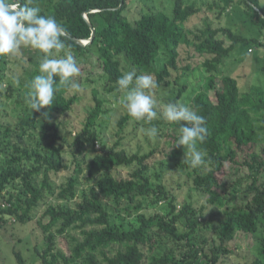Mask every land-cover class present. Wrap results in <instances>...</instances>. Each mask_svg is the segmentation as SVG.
<instances>
[{
	"label": "trees",
	"instance_id": "1",
	"mask_svg": "<svg viewBox=\"0 0 264 264\" xmlns=\"http://www.w3.org/2000/svg\"><path fill=\"white\" fill-rule=\"evenodd\" d=\"M131 1L123 0L119 8L120 0H46L40 14L55 17L67 29L70 39L64 41L66 50L77 61L90 58L94 49L97 69L103 76L101 85L108 93L118 90L116 82L125 72L121 59L129 71L153 75L158 85L155 89H159L172 84V72L188 73L193 69L190 65L177 66L180 47H188L204 58L202 67L208 76L191 101L193 110L206 121L208 134L197 145L206 153V164L193 169L181 161L188 149L175 143L178 129L185 122H170L168 157L182 172L186 171L193 188L203 194L208 205L223 211L219 246L207 254L203 252L207 240L199 242L196 238L202 208L177 205L163 184L150 182L148 171L155 149L129 154L118 143L110 148H93L97 135L92 130L103 103L96 92L94 106L72 144H66L55 117L68 112L77 98L67 97L71 89L59 85L58 77L52 105L39 112L28 107V85L39 74L42 54L21 47L16 55L0 56V86L6 84L5 92H0V109L3 101H9L16 110L14 125L1 119L0 110V229L6 217L14 223H25L33 219L32 212L40 204L44 205L37 219L44 246L35 249L41 264H218L221 255L232 251L227 243L235 233L253 235L264 227V85L241 93L234 77L214 75L238 44L264 48V42L246 38L228 26L213 28L206 22L197 33L190 31L187 23L193 16L214 8L222 14L223 7L215 3L173 0L170 14L148 11L131 23L124 15ZM228 1L244 6L246 21L264 31L259 0ZM20 3L23 6L25 0ZM89 24L95 29L92 41L75 44L72 39L90 38ZM160 55L164 62L155 67ZM84 60L81 65L87 64ZM262 61L264 65V58ZM10 62L23 69L24 81L19 79L18 88L7 79ZM185 91L184 86L178 87L170 101L176 102ZM65 145L74 168L66 182L56 186L50 174L61 170L55 158H61ZM88 145L92 148H86ZM90 151L96 155L86 163L83 155ZM121 168L131 169L127 177L114 176L113 172ZM84 170L92 183L81 189L78 176ZM2 204L7 207L2 209ZM70 232L79 236L70 237ZM56 236L68 239L64 251L56 250ZM16 257L23 264L18 253ZM250 264H264V239L259 240L258 252Z\"/></svg>",
	"mask_w": 264,
	"mask_h": 264
},
{
	"label": "rangeland",
	"instance_id": "2",
	"mask_svg": "<svg viewBox=\"0 0 264 264\" xmlns=\"http://www.w3.org/2000/svg\"><path fill=\"white\" fill-rule=\"evenodd\" d=\"M197 3L216 4L223 7V12L220 15L219 9L214 8L210 12H201L193 16L187 23L190 31L197 33L204 28L205 22L213 28L219 26H228L235 33L246 38H259L261 43L264 42V31H259L257 27L246 21L243 9L244 6L236 5L238 2L229 3L228 0H198ZM33 4L44 8L46 0H33ZM173 0H132L124 15L133 23L142 13L148 11H162L170 14L172 11ZM261 13H264V0H259ZM251 50V51H250ZM16 55V54H15ZM88 56V55H87ZM264 48L245 44H238L231 55L226 58L218 70L215 72L216 77L230 75L234 77L239 85L241 93L248 91L252 87L264 85ZM84 58L79 59L80 74L74 77V80L79 83L80 89L70 90L67 97H76L77 102L65 114H57L55 122L58 123L62 136L66 140V144H72L75 136L82 131L86 122L88 111L94 106L93 92H96L97 98L102 100V112L96 122L93 132L97 135V140L93 143L95 150L102 146L110 148L116 143L119 148L124 149L127 153H147L152 149L156 152L152 157L150 169L148 171L150 182L152 184L161 183L169 191V194L175 198L176 204H189L197 209L202 208L201 225L196 233V238L199 242L206 239L203 244V252L210 254L215 246H219L218 230L222 228L221 222L224 221L225 215L223 211L208 205L202 193L193 188L188 179L187 173L182 172L176 162L168 157L171 152L169 146V138L167 137L170 122H167L162 117V106L167 104L172 98V92L178 87L184 86L186 91L177 100L189 105L192 110V98L196 92L201 89L208 74L202 67L203 57H199L190 50V48L182 46L179 49V59L177 66L184 68L188 65L193 69L188 72H172V84L162 86L159 89H152V95L157 101L156 111L160 118L153 120L151 123L145 121H136L131 118L126 109L120 103L123 95L119 90L108 93L101 85L103 76L99 74L97 69V55L92 51L91 57L86 58L83 62L87 64L81 65ZM97 60V61H96ZM164 58L160 55L155 67H161ZM20 63V62H19ZM121 66L125 72L129 71V66L121 59ZM92 70L93 73H89ZM136 70V69H135ZM7 79L12 82L15 88H18L20 80L24 81L23 69L10 62L7 67ZM102 77V79H101ZM6 84L0 86V92H5ZM3 101V100H2ZM1 119L11 125H14L16 119L13 105L9 101L2 102ZM124 120L122 125L119 122ZM155 125L158 129V135L155 138H150L145 134V129ZM91 149V145L86 146ZM96 153L93 151L87 152L84 160L88 163ZM81 158V157H80ZM186 156L181 158V161H186ZM59 161L62 165L60 171L50 174V180L56 185L64 184L68 176L72 173L74 164L67 145L64 146L61 158H55V162ZM130 168L116 169L114 176L127 177ZM159 174L157 177L156 175ZM96 176V175H94ZM80 188H86L91 185L92 181L88 178L87 170H84L78 176ZM12 191V189L9 188ZM13 192V191H12ZM49 201V200H48ZM162 203L158 205L160 208ZM44 205L40 204L31 214L33 219L25 222H11V218L6 217L4 226L0 229V263L1 264H19L16 253H18L23 261V264H41L35 249H41L44 246V234L37 225V219L41 216ZM148 210L147 212H153ZM222 230V229H221ZM70 237H78L74 232L69 233ZM264 239V227H260L258 232L253 235L235 233L234 238L227 243L228 248L232 249L229 254L221 255L218 264H250L256 256L259 249V240ZM63 240V241H62ZM68 239L64 236H56V250L64 251ZM201 245V243H200Z\"/></svg>",
	"mask_w": 264,
	"mask_h": 264
},
{
	"label": "clouds",
	"instance_id": "3",
	"mask_svg": "<svg viewBox=\"0 0 264 264\" xmlns=\"http://www.w3.org/2000/svg\"><path fill=\"white\" fill-rule=\"evenodd\" d=\"M33 0H0V56L15 55L21 47H30L42 54L38 72L28 85L26 103L33 112L52 105L59 85L72 90L80 89L73 80L80 74V66L70 50H66L64 41L70 39L67 29L55 17L41 15L39 6ZM63 51V55H59ZM59 57V58H57ZM118 90L123 93L120 103L128 115L136 121L151 123L160 118L156 111L157 101L151 90L158 85L153 75H137L135 70L124 72L117 80ZM46 117L47 113H43ZM162 117L167 122H185L180 125L176 146H183L186 162L193 169L206 164V153L197 145L203 143L208 134L206 121L192 108L180 101L169 102L162 106ZM159 129L152 125L145 129L150 138L158 135Z\"/></svg>",
	"mask_w": 264,
	"mask_h": 264
},
{
	"label": "water",
	"instance_id": "4",
	"mask_svg": "<svg viewBox=\"0 0 264 264\" xmlns=\"http://www.w3.org/2000/svg\"><path fill=\"white\" fill-rule=\"evenodd\" d=\"M122 3H123V0H120V6H119V8L121 7ZM255 10L257 11V9H255ZM259 14L262 16V13L261 12H259ZM84 18L86 19V14H84ZM89 28L91 30V36H90V38L88 40L72 39V41L75 44H78V45H87V44H89L92 41V39L94 37V32H95V29L93 28V26L91 24H89Z\"/></svg>",
	"mask_w": 264,
	"mask_h": 264
},
{
	"label": "built area",
	"instance_id": "5",
	"mask_svg": "<svg viewBox=\"0 0 264 264\" xmlns=\"http://www.w3.org/2000/svg\"><path fill=\"white\" fill-rule=\"evenodd\" d=\"M6 207H7V204H2L1 205L2 209L6 208ZM1 217H3V216L0 215V226H1ZM11 220L14 221V219H11ZM0 248H1V246H0Z\"/></svg>",
	"mask_w": 264,
	"mask_h": 264
}]
</instances>
